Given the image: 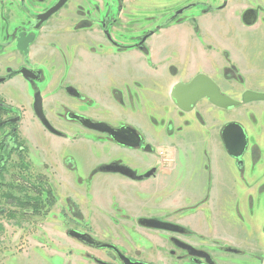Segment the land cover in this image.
Segmentation results:
<instances>
[{"label": "rangeland", "instance_id": "obj_1", "mask_svg": "<svg viewBox=\"0 0 264 264\" xmlns=\"http://www.w3.org/2000/svg\"><path fill=\"white\" fill-rule=\"evenodd\" d=\"M36 2L31 9L27 5L21 8L13 0H0V33L4 20L6 32L12 31L10 15L15 21V15L38 14L47 7ZM225 2L222 11H206ZM118 5L116 0H71L58 13L55 21L62 25L57 37L59 62L66 64V70L55 75L50 68L44 69V109L52 106L62 111L63 95L54 96V90L62 92L66 85L75 84L100 119L115 126L130 123L138 127L160 158L145 154L143 183L116 174L83 182L76 177L81 170L62 166L59 175L56 172L51 177L58 196L56 204L49 209L45 205L34 215L22 216L23 208L29 207L19 204L24 200L19 193L14 195L16 203L0 198V222L4 224L0 264H97L92 257L123 264L113 250L89 248L68 236L69 230L112 244L133 262L173 264L169 240L173 235L138 224L141 218L153 217L189 228L197 244H203L218 259L224 254L217 242L223 237L224 244L235 239L242 256H226L229 264L234 260L264 264V102L225 110L205 99L194 111L185 113L171 99L175 84L188 83L199 74L212 78L224 94L238 101L248 90L264 93V0H124L121 12ZM250 9L257 13L252 26L242 19ZM109 15L118 20L109 32L122 45L132 46L156 31L148 41L150 55L129 49L118 56L102 30V20ZM199 42L208 53L204 58L197 52ZM5 61L14 64L10 58L1 57L0 76L5 74ZM154 61L161 65V79L155 82L150 78V86L138 76L143 72L157 77L148 70ZM168 65H174L171 73ZM22 80L17 77L4 92L13 105L24 108L11 116L25 110L20 139L36 155L37 165L32 173L21 170L16 167L19 162L15 155L7 164L6 180L23 171L36 182L45 172V157L53 162L66 154H71L79 166L92 161L87 162L89 166L86 163L84 173L93 175L94 161L103 162L117 153L114 146L100 148L105 144L102 141L95 142L99 147L89 145L93 143L91 137H96L94 133L87 136L83 132L76 135L80 140H75L70 128H63L67 139L45 132L33 116L34 92L22 90L26 85L21 87ZM108 82L110 85L102 88ZM121 87L125 88L124 96L110 91ZM54 109H49L51 116L56 113ZM230 122L242 124L248 135L242 168L222 140V130ZM8 131H0V141ZM103 137L99 135L105 140ZM10 210L17 212V218L7 217ZM46 211H50L48 216L43 214Z\"/></svg>", "mask_w": 264, "mask_h": 264}, {"label": "flooded vegetation", "instance_id": "obj_2", "mask_svg": "<svg viewBox=\"0 0 264 264\" xmlns=\"http://www.w3.org/2000/svg\"><path fill=\"white\" fill-rule=\"evenodd\" d=\"M35 1H37L36 3H38L39 5L41 4L47 5V7L38 14L30 13L27 15L24 12L21 15V17L18 15H15V21L12 20V16L10 15L8 17V20L12 22L9 24L10 28L12 27V31L10 33L6 32V28L8 24L4 20L5 26L1 31L2 33H0V58L2 57V60L4 58H10V60L13 61L14 63L11 66V65H8V63H6L7 61H5L4 62L5 64H3L4 66L3 71L5 72V74L3 76H0V131L5 130L7 128L9 129V131L5 134L4 138L0 141V198L6 199L7 201L11 203L15 202L16 199L14 195L15 193L18 194V191H17L18 182H26V183L32 182V178L30 176L29 177L24 176L25 173L23 171H21V173H19L18 175L17 174L10 175V180L9 181L6 180L5 174L7 173L6 172L7 164L15 157V155L19 162V164L16 165V167L19 166L21 170H27L28 172L32 173L33 172L32 168L35 165H37V161L35 157L36 155L35 156L32 155L31 150L29 149V146L26 144V142L23 141L24 139L23 140L20 139L21 127L23 125V121L25 117V110L23 112H20L18 116L17 115L15 117L11 116L13 112L16 113L18 112L19 108H23V107H18L16 105H13V103H11V101L8 100L4 92V89L10 84H12L13 81L17 79V77L19 76L22 77L23 79L22 81L19 82L21 87L24 83H26V85L22 87V90L30 91V89H32V91L34 92V95L32 97V101L34 102V104H35V96L37 94L41 95V99L43 103V112L45 114L47 121L53 128V130H50L42 123V121L36 115L35 108H34L33 116L36 122L41 126V128L45 132H47L48 134L52 136L58 137L60 139H67L64 129L70 128L74 132V135L71 138L75 140H80L79 137L77 136L81 135L83 132H86L87 136L88 134L90 135L94 133L96 137L95 138L91 137L93 143H88L89 145L94 146V147H99L95 142L102 141L105 144H101L102 146L100 145V148H108L109 146H114L117 148V153L116 152L113 153L112 155H110L108 159H105L103 162L94 161V163L96 164L94 166L96 167L94 171L96 173L93 175L84 173L85 169L90 165V163H87V162L92 163V161H87L83 163V165L79 166L78 161L76 159L74 160L73 159L74 157L71 154L70 155L66 154L68 156L62 155L58 157L57 161H53V162H50L45 157L43 160L44 162L42 164V168L45 172L42 173L41 175H38L36 182L42 181V183H44V187H46V190H48V188L51 187L55 197L57 198L58 197L57 191L53 185L51 177L55 176L54 173L56 172H58V175H59V171L62 168V166L63 167L66 166L67 168H71L70 169L71 171H74L75 167L78 170H81L82 173L77 174L76 177L77 178L79 177L78 179L80 180L82 179L83 182L85 180L92 182L94 179L97 178V176L103 175V174H116V175L123 176L127 178L128 180H131L132 182L143 183L145 181L142 175L145 171L144 170L145 154H148L149 156L154 155L158 158H160V155L159 153L155 152V149L151 145L146 143V140L138 127L131 125L130 123H123V124H119L115 126L108 121L100 119L94 113L93 108L88 106L86 96L83 94L81 89L79 90L78 88H76L77 85L75 86V84L66 85V87L62 90V92H60L59 90H54L55 92L54 96L63 95V98L60 99V103L62 105V111L55 110L54 107L49 106V105H48L49 107L47 110L44 109L45 108L44 104L46 103V101L43 95V88L45 85V81L47 80L46 70L44 69L50 68L53 71V74L55 75L57 73L59 74L62 71L66 70V64L65 63L61 64V62H59L60 60L59 51L61 49L60 47H58L59 41L57 43V37L61 33L62 25L60 24L58 25V22L61 23V21H55V19L59 18L58 13L61 12V10H63L65 6L68 5V3L71 0L59 12L51 16L47 21L43 23H41V21L38 19V15L45 13L49 8H51L55 4L57 0H53L51 3L49 2V0H13V2L17 3L21 8H25L24 6L27 5L31 9L34 6L33 4ZM116 1L119 3L118 11L121 12L123 8L124 0H116ZM216 9L217 8H209V10H206V11L212 12L213 10H216ZM216 11H218V9ZM117 22H118L117 18L116 17L111 18L110 15L102 20V30H103L104 37L107 40V42L111 45V47L115 49L114 51L117 53V55L118 56L123 55V53L129 49H136L146 55H150L149 54L150 48H149L148 41L150 40V38H152L151 36H153L156 31H152L153 34L150 37H148L144 42L142 41L144 40L146 36L142 38L141 40H139V42L134 43V45L132 46H125V45H122L116 42V40L112 37L111 33L109 32V28H112L113 27L112 25L117 24ZM167 25H169V23ZM107 33L109 35H107ZM56 52L58 55H56ZM118 52H121V53H118ZM173 66L174 65L167 66V68L170 67L169 69L170 73H171V69L173 68ZM61 68L63 70L59 71ZM160 68H161V65L160 64L157 65V62L150 63L148 65V70H150V72L154 75L158 74V76L157 77L150 76L146 73L141 72L138 77L139 78L141 77L143 80L147 81L150 86H152L150 83V78H155L153 79V81L155 82H156V79L157 81L161 79L160 77L161 69ZM21 70H26L28 72V76H24V74L20 73ZM54 81H59V79H55ZM190 82L191 81H189L188 83ZM188 83H185V84H188ZM108 85H110V82H108V84H103L102 88L107 87ZM122 85L126 86L127 84L124 83ZM94 91H97V90H94ZM110 91L112 93L116 92L120 94L121 96H124L125 88L124 87H121L120 89L111 88ZM103 93H104V89H101L100 94H103ZM144 95L145 94L142 93V96ZM201 101H199L198 104ZM49 109H54L53 111H56V113H59V114H56L54 112L55 115L51 116ZM79 117L89 119L96 123L98 122L106 123L109 126L113 127L114 129H121L123 127L133 129L134 131L128 130V132L124 134L125 140L128 142V144H131V145H122L118 143L111 135L86 127L81 122V120L78 119ZM99 135H103L104 136L103 138L105 140L99 138ZM19 142L23 144V147L21 149V151H23L21 155L22 157L20 156V150L17 149V145L19 144ZM248 146H249V142L247 145V149H248ZM242 158L236 159L237 166L240 168H242L244 164V161L242 160ZM86 163L88 164V166H86ZM19 177L21 179H19ZM3 189H6V190H3ZM19 195L23 196V194H19ZM46 207L47 209H49L48 204H46ZM4 212H6V210ZM14 212L16 211L15 210L8 211V213L6 214L7 217L10 218V214ZM24 212H26V215H30V214L34 215L33 209L31 208L23 209V213ZM46 213L48 216L50 211H46ZM139 220H138V224H139ZM159 220L170 222V221H166L162 219H159ZM0 225L4 227V224L1 222H0ZM173 225L178 226L179 229L178 228L173 229V232L153 229L156 231H163V232L173 235L172 237L169 235V240L173 244V250L170 251L171 255L173 256V260H174L173 264H229L228 261L230 260V258L226 256L228 255H232L236 257L242 256V252L236 249V246H238V241H236L235 239H230L228 241L229 244H224V241L222 240V239L225 240L224 237L221 238L217 242L219 251L224 254L222 257L218 259L212 254V252H210L207 248H205L203 244H197L196 239H194L193 233L189 228L179 224L178 222L174 220H173ZM85 234H88V233H85ZM79 242L89 248L100 249V248H94L92 246H89L82 241H79ZM182 244L191 246L196 251L198 252L200 251L201 253L197 255H191L189 250L182 247ZM113 251L116 253L118 258L120 259L118 252L115 250ZM92 259L97 264H99L98 263L99 261H102L101 259L95 258V257H92ZM112 261L115 262L114 259H112ZM233 263L239 264L240 262L234 260ZM248 264H251V262H248Z\"/></svg>", "mask_w": 264, "mask_h": 264}, {"label": "water", "instance_id": "obj_3", "mask_svg": "<svg viewBox=\"0 0 264 264\" xmlns=\"http://www.w3.org/2000/svg\"><path fill=\"white\" fill-rule=\"evenodd\" d=\"M69 1L70 0H57L55 4L51 8H49L45 13L38 15V19L41 21V23L47 21L51 16L59 12ZM226 6L227 2L217 9L222 10L225 9ZM187 9L188 7L176 12L175 15L170 19V21H174L176 18L181 16ZM242 19L246 25L252 26L257 21V14L253 9L247 10L244 13ZM152 34L153 32L146 36L142 42H144ZM107 35L109 34L107 33ZM20 73L24 74V76H28V72L26 70H21ZM171 99L177 106V108H179L183 112L189 113L194 110L198 102L201 100L206 99L215 107L228 110L252 102H264V93L248 90L242 94L241 101H238L222 93L221 88L213 81L212 78L205 74H199L195 78H193L188 84H175L171 91ZM34 108L36 115L42 121V123L50 130H53L43 112V103L40 94H37L35 96ZM78 119H80L81 122L88 128L111 135L118 143L122 145H131L128 144V142L125 140L124 134L127 133L128 130L134 131L133 129H129L126 127H123L121 129H114L106 123H96L89 119L80 117ZM222 140L228 154L231 157H233L234 159H240L243 157L247 150L248 136L242 124L238 122H230L226 124L222 130ZM139 224L142 227L149 229H159L172 232L173 229L178 228V226L173 225V223L161 221L157 218H142L139 220ZM68 236L74 238L75 240L82 241L85 244L94 248H107L117 251L123 264H147L143 262H133L128 257L123 255L114 245L96 241L89 234H83L75 230H69ZM182 247L189 250L191 255H197L201 253L200 251H196L193 247L185 244H182ZM99 263L112 264L102 261H100Z\"/></svg>", "mask_w": 264, "mask_h": 264}, {"label": "trees", "instance_id": "obj_4", "mask_svg": "<svg viewBox=\"0 0 264 264\" xmlns=\"http://www.w3.org/2000/svg\"><path fill=\"white\" fill-rule=\"evenodd\" d=\"M23 147V144L19 142L17 145V149L20 150V156L22 155L21 149ZM22 157V156H21ZM32 187V188H31ZM17 191L19 194H23L24 200L20 203L22 206H27L31 209H33V213H39L41 208L48 204V206L52 207L56 204L57 198L55 197L52 188H48L46 190V187H44V183L42 181L30 183V182H18L17 184ZM47 191V193H46ZM33 193V195H32ZM26 209V208H23ZM46 214L47 213H43ZM22 215L25 216L26 212H22ZM11 219L17 218V213H11L10 214ZM4 232V227L0 225V242H1V235Z\"/></svg>", "mask_w": 264, "mask_h": 264}, {"label": "crops", "instance_id": "obj_5", "mask_svg": "<svg viewBox=\"0 0 264 264\" xmlns=\"http://www.w3.org/2000/svg\"><path fill=\"white\" fill-rule=\"evenodd\" d=\"M222 10H224V9H222ZM222 10H221V11H222ZM173 24H175V25H179L180 23H173ZM185 24H187V23H185ZM181 25H182V24H181ZM198 44H199V45H198V51H197V52L199 53L198 55H199V56H202L203 58L206 57V55H207L208 53H206L205 50L203 51L200 42H199ZM151 54H152V55H155V53H154L152 50H151ZM184 54H185V53H184ZM181 55H183V53H182ZM194 55H195V54H194ZM195 57H196V55L194 56V58H195ZM199 58H201V57H199ZM184 59H185V62H186L187 58H184ZM154 62H156V61H154ZM185 62H184V66L186 65ZM193 67H194V68H198L196 65H194ZM196 71H197V70L195 69V72H196ZM194 76H195V75H194ZM194 76H193V77H194ZM193 77H192V78H193Z\"/></svg>", "mask_w": 264, "mask_h": 264}]
</instances>
